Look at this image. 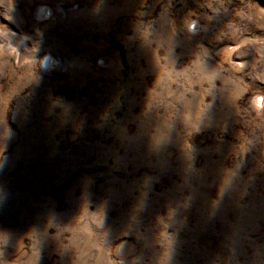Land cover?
<instances>
[{
  "label": "rangeland",
  "instance_id": "rangeland-1",
  "mask_svg": "<svg viewBox=\"0 0 264 264\" xmlns=\"http://www.w3.org/2000/svg\"><path fill=\"white\" fill-rule=\"evenodd\" d=\"M0 264H264V0H0Z\"/></svg>",
  "mask_w": 264,
  "mask_h": 264
},
{
  "label": "bare ground",
  "instance_id": "bare-ground-1",
  "mask_svg": "<svg viewBox=\"0 0 264 264\" xmlns=\"http://www.w3.org/2000/svg\"><path fill=\"white\" fill-rule=\"evenodd\" d=\"M43 12H45V14H47V13L50 12V11H48L47 9H45ZM51 13H52V12H51ZM49 61H51V62H50L51 64L54 63V60H52V59H51V60L49 59Z\"/></svg>",
  "mask_w": 264,
  "mask_h": 264
}]
</instances>
